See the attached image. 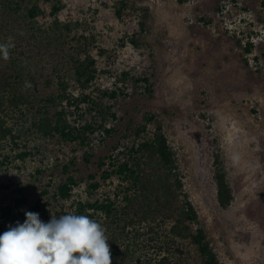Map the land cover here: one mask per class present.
<instances>
[{"label": "rangeland", "instance_id": "374dc122", "mask_svg": "<svg viewBox=\"0 0 264 264\" xmlns=\"http://www.w3.org/2000/svg\"><path fill=\"white\" fill-rule=\"evenodd\" d=\"M0 40L8 45L0 65L34 69L40 97L57 96L56 71L66 73L74 103H62L65 121L84 136L36 135L30 155L0 166L3 232L22 223L20 213L37 198L43 221L76 213L80 202L112 201L122 225L130 217L120 213L128 182L102 173L129 160L131 146L159 122L176 152L184 197L220 264H264V0H12L0 8ZM72 52L95 61L86 87L76 82ZM147 114L154 120L146 122ZM138 126L145 129L136 135ZM215 152L233 196L226 208L216 199ZM67 176L77 184L61 198L57 186ZM20 196L26 202L11 210L17 220L2 214ZM88 211L108 244L137 238L129 246L140 253L134 231L121 236L110 216ZM180 243L190 264H201L195 246Z\"/></svg>", "mask_w": 264, "mask_h": 264}, {"label": "trees", "instance_id": "16d2710c", "mask_svg": "<svg viewBox=\"0 0 264 264\" xmlns=\"http://www.w3.org/2000/svg\"><path fill=\"white\" fill-rule=\"evenodd\" d=\"M11 1L0 0V8L6 4L10 6ZM29 11L33 16V10ZM246 51H249V47ZM69 61L76 82L81 87L91 84L95 78L94 59H80L76 52H72ZM56 78L59 94L40 97L34 69L25 71L23 66L14 62L0 65V166L30 155L27 143L29 138L36 135L50 137L58 134L65 140L79 139L84 142L83 134L65 121L66 108L62 103H74L68 96L66 73L56 71ZM147 90L149 92L150 88ZM52 108H55L54 112H51ZM144 119L151 122L154 116L147 114ZM144 129L145 126H138L134 132L139 135ZM5 148L9 153L3 152ZM130 151L129 160L102 173L103 179L118 174L128 182L123 196L124 204L120 207V213L130 216L127 221L118 224L116 216H112L116 210L112 201L80 202L76 208V214H86L90 218L94 217V212L88 209L104 212L111 217L121 236L128 237L133 231L137 235V241L144 247L141 246L140 253L137 247L129 246L137 238H116L109 243L112 264H190L189 252L180 243L182 240L195 246L201 264H220L204 228L198 226V214L193 204L184 197L176 152L169 144L162 125L156 122L152 136L132 145ZM98 165H104L102 158L98 159ZM212 165L216 199L220 207L226 208L233 196L218 152L214 153ZM64 169L67 167L64 166ZM76 184L72 176H67L57 186L58 195L69 198ZM98 186V182L91 184L92 189ZM25 202L24 196L17 197L13 205L2 206V214L12 216V207ZM40 202L41 198H37L29 211L38 210ZM24 214L20 213L22 216ZM12 217L17 220L16 216ZM193 225L196 227L193 228ZM0 233H3L2 223Z\"/></svg>", "mask_w": 264, "mask_h": 264}, {"label": "clouds", "instance_id": "9594fccd", "mask_svg": "<svg viewBox=\"0 0 264 264\" xmlns=\"http://www.w3.org/2000/svg\"><path fill=\"white\" fill-rule=\"evenodd\" d=\"M7 58L8 45L0 44ZM24 221L0 233V264H112L105 228L86 214L69 212L43 221L26 211Z\"/></svg>", "mask_w": 264, "mask_h": 264}]
</instances>
